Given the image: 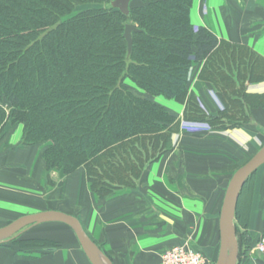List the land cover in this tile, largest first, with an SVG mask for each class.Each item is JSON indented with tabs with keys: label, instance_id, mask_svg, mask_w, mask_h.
Here are the masks:
<instances>
[{
	"label": "trees",
	"instance_id": "16d2710c",
	"mask_svg": "<svg viewBox=\"0 0 264 264\" xmlns=\"http://www.w3.org/2000/svg\"><path fill=\"white\" fill-rule=\"evenodd\" d=\"M111 1L0 0V129L24 124L26 144H47L49 169L84 167L102 197L133 186L171 148L181 119L156 96L184 104L185 120L218 129L247 125L252 108H264V93L247 92L264 81V59L195 28L192 0H132L129 15ZM84 5L97 7L78 11ZM128 23L140 30L131 52ZM198 62L224 103L217 116L189 91ZM238 238L240 250L241 239L251 247L247 233Z\"/></svg>",
	"mask_w": 264,
	"mask_h": 264
},
{
	"label": "crops",
	"instance_id": "0c3cea01",
	"mask_svg": "<svg viewBox=\"0 0 264 264\" xmlns=\"http://www.w3.org/2000/svg\"><path fill=\"white\" fill-rule=\"evenodd\" d=\"M190 17L195 28L204 26L264 59V0H192ZM203 66L194 63L189 91L208 115L217 116L225 106L214 83L200 77ZM247 92L263 94L264 81L249 83ZM154 101L181 119L171 148L148 164L133 186L104 197L92 189L84 167L72 173L49 169L47 144H26L24 124L7 121L0 129V227L60 211L80 219L113 264H163L167 249L186 243L204 254L205 264H216L225 193L264 138V108H252L247 125L218 129L185 120V105L176 100L158 95ZM234 224L237 238L239 231L247 233L251 246L245 248L241 239L237 264H264L255 249L264 235V165L244 184ZM13 239L15 244H0V264H92L75 231L61 222L26 228Z\"/></svg>",
	"mask_w": 264,
	"mask_h": 264
},
{
	"label": "water",
	"instance_id": "95a60500",
	"mask_svg": "<svg viewBox=\"0 0 264 264\" xmlns=\"http://www.w3.org/2000/svg\"><path fill=\"white\" fill-rule=\"evenodd\" d=\"M131 1L112 0L111 5L123 14L129 15ZM135 31H140L136 25L132 23L126 25L124 36L130 52L133 48V32ZM262 165H264V145L234 173L229 182L220 215V253L216 264H237L240 247L234 219L238 199L246 181ZM49 222H61L70 226L75 231L92 264H113L112 260L102 252L97 243L85 231L80 219L60 211H44L26 215L0 227V244L10 241L26 228Z\"/></svg>",
	"mask_w": 264,
	"mask_h": 264
},
{
	"label": "built area",
	"instance_id": "2783aa9c",
	"mask_svg": "<svg viewBox=\"0 0 264 264\" xmlns=\"http://www.w3.org/2000/svg\"><path fill=\"white\" fill-rule=\"evenodd\" d=\"M255 249L264 255V235L258 241ZM163 264H205L206 258L200 251L187 243L167 249L162 256Z\"/></svg>",
	"mask_w": 264,
	"mask_h": 264
},
{
	"label": "rangeland",
	"instance_id": "374dc122",
	"mask_svg": "<svg viewBox=\"0 0 264 264\" xmlns=\"http://www.w3.org/2000/svg\"><path fill=\"white\" fill-rule=\"evenodd\" d=\"M93 7H97V5H84V6L78 7V11H83V10L90 9V8H93ZM263 137H264V135H263ZM258 142L260 144L258 143V146L256 147L257 148L256 151L259 150L262 147V144L264 143V138H263V140L259 139Z\"/></svg>",
	"mask_w": 264,
	"mask_h": 264
}]
</instances>
